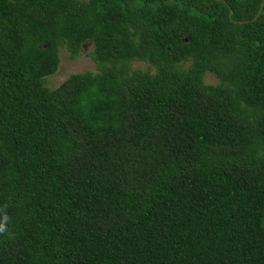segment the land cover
I'll return each instance as SVG.
<instances>
[{"label": "trees", "instance_id": "16d2710c", "mask_svg": "<svg viewBox=\"0 0 264 264\" xmlns=\"http://www.w3.org/2000/svg\"><path fill=\"white\" fill-rule=\"evenodd\" d=\"M5 205L0 264H264V0H0Z\"/></svg>", "mask_w": 264, "mask_h": 264}, {"label": "rangeland", "instance_id": "374dc122", "mask_svg": "<svg viewBox=\"0 0 264 264\" xmlns=\"http://www.w3.org/2000/svg\"><path fill=\"white\" fill-rule=\"evenodd\" d=\"M93 50V44L86 41L82 47L78 57L74 60L68 58V52L65 49L59 51V66L57 71L46 78L45 87L54 90L61 83L67 80L71 75L80 74L85 71H96V65L92 60L90 54ZM133 69H145V64L136 62L132 65ZM205 84L217 85L219 80L214 73L208 72L204 77Z\"/></svg>", "mask_w": 264, "mask_h": 264}, {"label": "clouds", "instance_id": "9594fccd", "mask_svg": "<svg viewBox=\"0 0 264 264\" xmlns=\"http://www.w3.org/2000/svg\"><path fill=\"white\" fill-rule=\"evenodd\" d=\"M6 205L0 208V235H10L8 225L10 223V216L6 211Z\"/></svg>", "mask_w": 264, "mask_h": 264}, {"label": "water", "instance_id": "95a60500", "mask_svg": "<svg viewBox=\"0 0 264 264\" xmlns=\"http://www.w3.org/2000/svg\"><path fill=\"white\" fill-rule=\"evenodd\" d=\"M260 12H261V8H260V10L258 11L257 15L254 17L253 21H255V20L258 18Z\"/></svg>", "mask_w": 264, "mask_h": 264}]
</instances>
